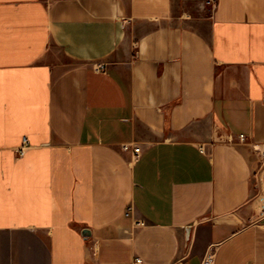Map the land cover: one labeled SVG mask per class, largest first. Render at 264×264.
Returning <instances> with one entry per match:
<instances>
[{"label": "crops", "instance_id": "0c3cea01", "mask_svg": "<svg viewBox=\"0 0 264 264\" xmlns=\"http://www.w3.org/2000/svg\"><path fill=\"white\" fill-rule=\"evenodd\" d=\"M207 2L0 0V264H264V0Z\"/></svg>", "mask_w": 264, "mask_h": 264}, {"label": "built area", "instance_id": "2783aa9c", "mask_svg": "<svg viewBox=\"0 0 264 264\" xmlns=\"http://www.w3.org/2000/svg\"><path fill=\"white\" fill-rule=\"evenodd\" d=\"M210 6L212 7H216L217 4V0H208L207 2ZM239 142L241 144H249L247 138L245 135H240L239 136ZM27 139H24L23 145L20 148V153H24V151L27 148ZM122 149L124 151H131L134 153V155L136 157L139 156L140 154V147L138 146H134L132 144H125L122 146ZM254 151L257 154L258 157V167L257 170L255 172V175L257 177V184H258V191H257V195L255 197V201L258 202L259 207L261 209V214L264 215V144H256L253 146ZM132 211H133V207L130 206L127 211H126V216L127 217H131L132 216ZM145 225V223L142 220H137L135 222V226L136 228L139 227H143ZM215 261V253L214 251H210L209 254L207 255L205 261L203 262V264H214ZM134 264H143L142 260L140 258L135 259Z\"/></svg>", "mask_w": 264, "mask_h": 264}, {"label": "water", "instance_id": "95a60500", "mask_svg": "<svg viewBox=\"0 0 264 264\" xmlns=\"http://www.w3.org/2000/svg\"><path fill=\"white\" fill-rule=\"evenodd\" d=\"M84 235H90V232L88 230H85Z\"/></svg>", "mask_w": 264, "mask_h": 264}]
</instances>
